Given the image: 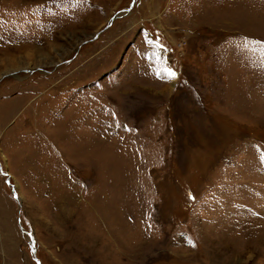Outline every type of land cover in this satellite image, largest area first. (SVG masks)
<instances>
[{
    "label": "rangeland",
    "instance_id": "obj_1",
    "mask_svg": "<svg viewBox=\"0 0 264 264\" xmlns=\"http://www.w3.org/2000/svg\"><path fill=\"white\" fill-rule=\"evenodd\" d=\"M0 264H264V0H0Z\"/></svg>",
    "mask_w": 264,
    "mask_h": 264
},
{
    "label": "water",
    "instance_id": "obj_2",
    "mask_svg": "<svg viewBox=\"0 0 264 264\" xmlns=\"http://www.w3.org/2000/svg\"><path fill=\"white\" fill-rule=\"evenodd\" d=\"M115 17H116V16H114V17L112 18V20H113ZM109 23H110V22H109ZM102 31H103V30H102ZM99 33H100V32H99ZM99 33H98V34H99ZM98 34H96V35H98Z\"/></svg>",
    "mask_w": 264,
    "mask_h": 264
},
{
    "label": "snow or ice",
    "instance_id": "obj_3",
    "mask_svg": "<svg viewBox=\"0 0 264 264\" xmlns=\"http://www.w3.org/2000/svg\"><path fill=\"white\" fill-rule=\"evenodd\" d=\"M172 75L174 76V75H175V73H172Z\"/></svg>",
    "mask_w": 264,
    "mask_h": 264
},
{
    "label": "flooded vegetation",
    "instance_id": "obj_4",
    "mask_svg": "<svg viewBox=\"0 0 264 264\" xmlns=\"http://www.w3.org/2000/svg\"><path fill=\"white\" fill-rule=\"evenodd\" d=\"M99 35V34H98Z\"/></svg>",
    "mask_w": 264,
    "mask_h": 264
}]
</instances>
